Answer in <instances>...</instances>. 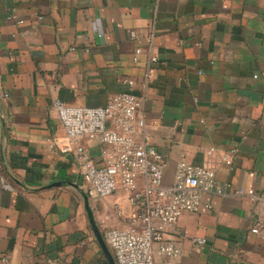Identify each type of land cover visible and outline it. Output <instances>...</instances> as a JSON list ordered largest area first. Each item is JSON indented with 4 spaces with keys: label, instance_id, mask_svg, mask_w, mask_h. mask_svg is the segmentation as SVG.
I'll list each match as a JSON object with an SVG mask.
<instances>
[{
    "label": "crops",
    "instance_id": "1",
    "mask_svg": "<svg viewBox=\"0 0 264 264\" xmlns=\"http://www.w3.org/2000/svg\"><path fill=\"white\" fill-rule=\"evenodd\" d=\"M119 91L140 99L137 138L166 184L177 161L235 149L216 168L222 194L167 233L171 264H264V230L250 231L264 211V0H0V175L14 187L0 186V264H110L97 233L125 225V192L84 197L53 102L101 106ZM81 143L101 164V142Z\"/></svg>",
    "mask_w": 264,
    "mask_h": 264
},
{
    "label": "built area",
    "instance_id": "2",
    "mask_svg": "<svg viewBox=\"0 0 264 264\" xmlns=\"http://www.w3.org/2000/svg\"><path fill=\"white\" fill-rule=\"evenodd\" d=\"M140 50L136 48L135 54ZM140 105V99L130 91L111 94L101 106H72L54 100L53 109L64 133L59 149L75 158L89 198H106L118 188L125 192L128 212L120 204L114 205L115 214L123 217L125 225L110 226L104 232L115 264H171V259L179 255V247L167 233L183 212L200 209L204 193L222 194L216 168L220 163L231 165L235 149L224 151L219 162L211 158L214 147L204 149L207 158L201 164L177 161L173 182L166 184L161 156L144 139L137 138L144 127ZM85 137L101 142V164L89 156L81 143ZM0 186L14 190L2 175ZM235 193L256 196L252 188L239 187ZM263 230L264 211L250 231ZM204 242L201 237L193 239L199 247Z\"/></svg>",
    "mask_w": 264,
    "mask_h": 264
},
{
    "label": "water",
    "instance_id": "3",
    "mask_svg": "<svg viewBox=\"0 0 264 264\" xmlns=\"http://www.w3.org/2000/svg\"><path fill=\"white\" fill-rule=\"evenodd\" d=\"M84 197L87 198V194L86 193L84 194ZM97 237H98L99 243H100V245H101V247H102V249H103V251H104V253H105V255H106V257H107V259L109 261V263L110 264H115V261H114L112 255H111V253H110L105 241H103L102 237L98 233H97Z\"/></svg>",
    "mask_w": 264,
    "mask_h": 264
}]
</instances>
